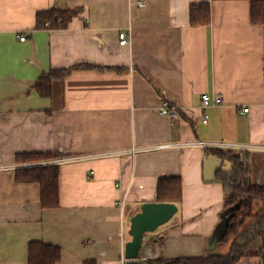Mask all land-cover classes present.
Returning a JSON list of instances; mask_svg holds the SVG:
<instances>
[{
  "label": "crops",
  "instance_id": "obj_1",
  "mask_svg": "<svg viewBox=\"0 0 264 264\" xmlns=\"http://www.w3.org/2000/svg\"><path fill=\"white\" fill-rule=\"evenodd\" d=\"M139 1L0 0V264H28L35 240L61 247L58 264H127L129 217L158 200L162 175L181 178L182 200L146 241L151 252L230 248L221 241L231 215L223 179L235 168L228 150L247 159L248 183H264V0H255L256 15L253 0ZM193 5L209 21L193 24ZM54 6L77 10L65 26L39 27L38 12ZM76 64L86 66L52 78L48 94L37 88L52 70ZM204 93L223 98L206 108L207 122ZM165 98L178 105L176 116L161 112ZM24 152L67 158L57 206H42L39 182L16 180L17 167L46 161L19 162ZM209 154L234 165L207 181ZM263 205L257 198L254 212Z\"/></svg>",
  "mask_w": 264,
  "mask_h": 264
},
{
  "label": "trees",
  "instance_id": "obj_2",
  "mask_svg": "<svg viewBox=\"0 0 264 264\" xmlns=\"http://www.w3.org/2000/svg\"><path fill=\"white\" fill-rule=\"evenodd\" d=\"M203 5V4H200ZM199 5V6H200ZM198 5H193L191 9V21L193 24H200L209 21L203 16L204 12L199 11ZM207 12L209 7L201 6ZM264 8V6H263ZM77 9H61L56 6L49 10L39 11L37 21L39 27H45V22L49 20L51 27L65 26L71 15ZM253 12L256 15V1L253 0ZM59 18H61L59 20ZM258 21L256 16L253 17ZM264 20V19H263ZM86 65L76 64L68 69H54L49 74L42 77L37 83V88L48 94L51 90L50 82L54 77H64L73 69ZM207 150V149H206ZM209 152L207 151V154ZM58 152H24L19 154V162H31L40 160H50L62 156ZM226 158L235 162V168L230 175L224 177L225 203L226 208H230L229 227L221 238L222 242L231 240L230 248L227 252L213 255L180 256L174 258L158 257L148 259L145 264H236L243 256L255 255L264 264V205L254 212V204L257 198L264 201V183H248L247 176L250 169L246 165L247 159L228 150ZM59 172L58 163L23 165L16 168L15 178L17 181H37L41 187V204L43 207H54L59 204ZM182 200L181 178L171 175H162L158 183V201L180 202ZM261 238V246H256L255 241ZM61 256V247L58 245L35 240L29 243L28 264H58ZM84 264H97L95 260H85Z\"/></svg>",
  "mask_w": 264,
  "mask_h": 264
},
{
  "label": "water",
  "instance_id": "obj_3",
  "mask_svg": "<svg viewBox=\"0 0 264 264\" xmlns=\"http://www.w3.org/2000/svg\"><path fill=\"white\" fill-rule=\"evenodd\" d=\"M234 163L223 159L215 154L205 157V179L207 181L217 180L216 173L219 169L229 171ZM178 211V204L173 201H145L141 210L129 217L131 221L130 234L132 239L126 243L125 255L127 264H140L137 259L143 249L149 248L146 241L152 238L154 232L160 225L169 221Z\"/></svg>",
  "mask_w": 264,
  "mask_h": 264
},
{
  "label": "built area",
  "instance_id": "obj_4",
  "mask_svg": "<svg viewBox=\"0 0 264 264\" xmlns=\"http://www.w3.org/2000/svg\"><path fill=\"white\" fill-rule=\"evenodd\" d=\"M139 5H143L145 4L144 0H140L138 2ZM61 18H59L60 20ZM46 24H49V22H47ZM26 38L25 34H23L21 36V39L24 40ZM127 42V34L124 31L120 32V43H126ZM223 100L222 96L220 94H216L214 96H211L209 93H204L202 95V106H203V121L207 122L208 120V115L206 113V108L211 105V104H219L221 103ZM249 107H244V111H248ZM160 110L162 113L165 114H169L171 116H176L179 113V107L177 104L173 103L172 101H170L169 99H163L161 106H160ZM195 144H197L200 147L203 148H210V147H216V146H220L221 144H219L218 142H211V141H205V140H198L195 142ZM139 148L138 147H132L130 149H123V150H118V151H113L115 153H120V152H129V153H135ZM64 160H67V158L65 157H58L55 159H50V160H46L43 163H29V165H36V164H51V163H58L60 164L61 162H63ZM25 165V164H24ZM158 256V252H151L150 250V246L147 249H143L142 250V254H140V257H138L137 259L139 260L140 264H145L146 261L150 258L153 257H157Z\"/></svg>",
  "mask_w": 264,
  "mask_h": 264
},
{
  "label": "rangeland",
  "instance_id": "obj_5",
  "mask_svg": "<svg viewBox=\"0 0 264 264\" xmlns=\"http://www.w3.org/2000/svg\"><path fill=\"white\" fill-rule=\"evenodd\" d=\"M25 165H27V164H25ZM154 258H157V257H153V258H151V259H154Z\"/></svg>",
  "mask_w": 264,
  "mask_h": 264
}]
</instances>
